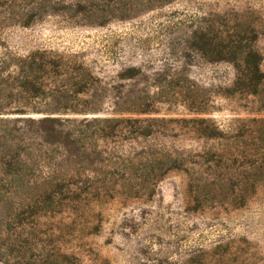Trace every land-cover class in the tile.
I'll return each instance as SVG.
<instances>
[{
  "label": "trees",
  "instance_id": "trees-1",
  "mask_svg": "<svg viewBox=\"0 0 264 264\" xmlns=\"http://www.w3.org/2000/svg\"><path fill=\"white\" fill-rule=\"evenodd\" d=\"M173 1L0 0V33L46 16L103 26ZM198 20L187 45L203 60L226 61L235 70L232 85L221 95L249 97L254 112L264 113L255 21L242 10L221 9L208 10ZM135 73L128 67L118 75L130 79ZM151 87L157 101L179 99L191 113L211 107L204 90L178 81ZM151 96L147 91L109 97L107 86L75 56L40 49L0 55V262L80 264L60 246L63 234L56 229H63L52 219L64 212L79 218L86 206L103 199L147 200L173 170L187 178L189 212L241 208L264 192V116L232 118L225 126L203 116H128L153 112ZM181 137L200 141L199 148L177 146ZM231 247L219 243L212 251L221 258ZM239 250L235 246L232 253ZM205 259L202 254L191 261L204 264Z\"/></svg>",
  "mask_w": 264,
  "mask_h": 264
},
{
  "label": "rangeland",
  "instance_id": "rangeland-1",
  "mask_svg": "<svg viewBox=\"0 0 264 264\" xmlns=\"http://www.w3.org/2000/svg\"><path fill=\"white\" fill-rule=\"evenodd\" d=\"M219 9L242 10L255 21L264 72V0H175L103 26H78L59 16H46L29 26L4 28L0 55L8 51L25 56L40 49L75 56L115 99L147 91L151 96V85L171 79L192 90H204L210 98L207 113L194 114L179 99L162 103L151 96L154 111L128 115L131 117L203 116L225 126L232 118L264 116L254 112L249 97L221 95L235 77L231 63L205 61L187 45L199 17ZM128 67L136 68L135 75L120 79L119 72ZM106 102L110 104L109 99ZM200 143L182 137L175 142L187 149L199 148L196 144ZM186 182L182 172L173 170L157 183L147 200L103 199L86 206L79 218L68 212L57 215L51 222L63 229H56L63 234L60 246L74 253L80 264H193L191 259L202 254L204 264H264V192L258 191L241 208L189 212L185 209ZM219 243L232 245L231 252L221 258L212 251ZM235 246L242 250L232 253Z\"/></svg>",
  "mask_w": 264,
  "mask_h": 264
}]
</instances>
